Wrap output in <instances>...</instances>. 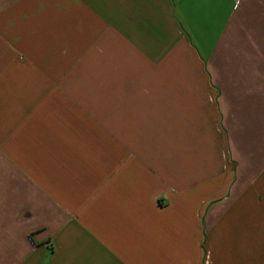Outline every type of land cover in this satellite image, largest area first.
Listing matches in <instances>:
<instances>
[{"label": "crops", "instance_id": "0c3cea01", "mask_svg": "<svg viewBox=\"0 0 264 264\" xmlns=\"http://www.w3.org/2000/svg\"><path fill=\"white\" fill-rule=\"evenodd\" d=\"M0 264H264V0H0Z\"/></svg>", "mask_w": 264, "mask_h": 264}]
</instances>
